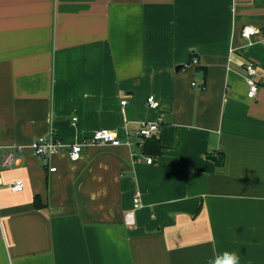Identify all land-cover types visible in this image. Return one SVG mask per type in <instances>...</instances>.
Segmentation results:
<instances>
[{
	"label": "crops",
	"instance_id": "0c3cea01",
	"mask_svg": "<svg viewBox=\"0 0 264 264\" xmlns=\"http://www.w3.org/2000/svg\"><path fill=\"white\" fill-rule=\"evenodd\" d=\"M142 122H160L161 155L139 146ZM100 129L123 145H90L77 162L30 149ZM226 252L264 264V0H0V264H210Z\"/></svg>",
	"mask_w": 264,
	"mask_h": 264
},
{
	"label": "built area",
	"instance_id": "2783aa9c",
	"mask_svg": "<svg viewBox=\"0 0 264 264\" xmlns=\"http://www.w3.org/2000/svg\"><path fill=\"white\" fill-rule=\"evenodd\" d=\"M258 34V29L253 26H246L242 30V37L247 40H251ZM190 64L195 66H200V60L197 56H195ZM244 70L246 72V81L248 85V98L250 100H256L260 86L257 81V68L254 62L248 61L244 65ZM195 87H198L197 83H194ZM127 102H123L122 105L125 106ZM148 106L156 110L159 107V103L155 96H150L147 100ZM77 119H74L76 122ZM160 122L157 123H148L142 122L140 128L137 131V137L139 139V146L143 148L146 141L152 138L159 130ZM123 141L119 139L113 132L108 129H100L94 133L91 138L83 140L81 143H76L73 145H67L63 141H61L55 134H52L48 138H39L35 140L30 149L33 154L37 157L49 159L51 157L57 156L59 154L68 153L70 160L73 162H77L81 159L82 154L90 145L99 144V145H109L118 147L123 145ZM127 145L130 144L129 141L125 142ZM23 148H14L12 151L6 152L5 156L2 160L1 166L4 169H12L15 168L20 163L19 153L22 152ZM148 164L153 163V158H148ZM51 172H55L56 168H52ZM25 188V183L23 180H17L12 186L11 189L14 192H22ZM135 209L129 212L126 215V224L128 226H134L136 224V211L142 207L141 198L139 195L135 197Z\"/></svg>",
	"mask_w": 264,
	"mask_h": 264
},
{
	"label": "trees",
	"instance_id": "16d2710c",
	"mask_svg": "<svg viewBox=\"0 0 264 264\" xmlns=\"http://www.w3.org/2000/svg\"><path fill=\"white\" fill-rule=\"evenodd\" d=\"M195 56H193L194 58ZM198 57V56H197ZM192 58V59H193ZM192 61V60H191ZM199 70H201L200 67H198ZM203 72V71H202ZM204 73V72H203ZM143 150L148 153V155H161L162 152V145L160 141L155 138L154 136L150 139H148L143 146ZM36 206L37 208H42L43 206L40 203L39 199H36Z\"/></svg>",
	"mask_w": 264,
	"mask_h": 264
},
{
	"label": "clouds",
	"instance_id": "9594fccd",
	"mask_svg": "<svg viewBox=\"0 0 264 264\" xmlns=\"http://www.w3.org/2000/svg\"><path fill=\"white\" fill-rule=\"evenodd\" d=\"M210 264H240V257L235 252H226L222 256L216 257Z\"/></svg>",
	"mask_w": 264,
	"mask_h": 264
},
{
	"label": "water",
	"instance_id": "95a60500",
	"mask_svg": "<svg viewBox=\"0 0 264 264\" xmlns=\"http://www.w3.org/2000/svg\"><path fill=\"white\" fill-rule=\"evenodd\" d=\"M177 69H179V68H177ZM199 77L202 78V73L199 74Z\"/></svg>",
	"mask_w": 264,
	"mask_h": 264
}]
</instances>
